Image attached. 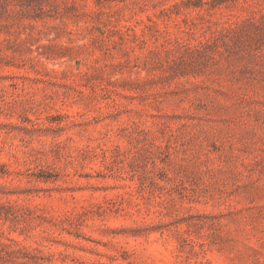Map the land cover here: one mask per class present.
<instances>
[{
    "label": "rangeland",
    "instance_id": "374dc122",
    "mask_svg": "<svg viewBox=\"0 0 264 264\" xmlns=\"http://www.w3.org/2000/svg\"><path fill=\"white\" fill-rule=\"evenodd\" d=\"M0 264H264V0H0Z\"/></svg>",
    "mask_w": 264,
    "mask_h": 264
}]
</instances>
